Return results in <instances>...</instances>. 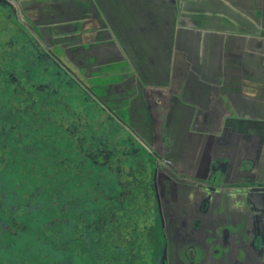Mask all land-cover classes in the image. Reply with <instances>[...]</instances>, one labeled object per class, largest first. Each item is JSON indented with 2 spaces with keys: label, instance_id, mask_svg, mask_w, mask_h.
Instances as JSON below:
<instances>
[{
  "label": "flooded vegetation",
  "instance_id": "flooded-vegetation-1",
  "mask_svg": "<svg viewBox=\"0 0 264 264\" xmlns=\"http://www.w3.org/2000/svg\"><path fill=\"white\" fill-rule=\"evenodd\" d=\"M34 2L0 6L18 28L0 52V264H264V168L226 108L176 111L169 88L158 106L97 8ZM89 23L95 47L70 45ZM111 64L131 70L109 83Z\"/></svg>",
  "mask_w": 264,
  "mask_h": 264
},
{
  "label": "crops",
  "instance_id": "crops-1",
  "mask_svg": "<svg viewBox=\"0 0 264 264\" xmlns=\"http://www.w3.org/2000/svg\"><path fill=\"white\" fill-rule=\"evenodd\" d=\"M22 1H35L33 5L41 2ZM58 1L63 13L76 8L75 16L79 10L89 14L90 7L97 8L99 21L106 25L100 31L105 29L112 36L111 41L117 43L124 60L135 58L139 71L148 74L146 80L150 85L159 84L161 77L169 76L170 83L179 78V85L181 79H186L182 92L173 94L168 87L176 111L190 113L195 106L199 112L211 113L225 107L226 124L240 137V153L245 145L251 151L252 145H257L255 168H264V0ZM43 6L54 11L50 4ZM93 24H88V39L79 37L83 30L80 26L74 31V43L69 44L74 46L87 40L94 46ZM176 49L183 55L184 71L180 67L171 71ZM176 97H181L183 103L177 102ZM174 119L175 112L167 132L170 137H174ZM160 127L161 124V134ZM175 139L180 141V136ZM235 167L237 170V160Z\"/></svg>",
  "mask_w": 264,
  "mask_h": 264
},
{
  "label": "rangeland",
  "instance_id": "rangeland-1",
  "mask_svg": "<svg viewBox=\"0 0 264 264\" xmlns=\"http://www.w3.org/2000/svg\"><path fill=\"white\" fill-rule=\"evenodd\" d=\"M101 2L103 3V2H105V0H101ZM19 21L22 22L21 20H19ZM15 23L16 22H15V20H13V18H9L6 15V12L2 11L0 9V52L5 48V46H7L9 44H13L14 40L17 38L18 28L16 27ZM159 50L161 51L162 49L159 48ZM182 61H183V55H182V53L180 54L179 51L176 49L174 51V55L172 56V59H171V67H172L171 71H173L175 67H176V69H177V67L178 68L180 67L179 69L184 71V69H182V68H184L183 64L181 63ZM130 70H131V68L128 66L123 67L120 64H111L102 73H104L107 76L109 83H111V82H114L115 80H117L123 74V72L125 73V72H128ZM170 76L172 77V80H173L174 74L171 73ZM170 80L171 79H169V76L168 77H161L160 79L157 80L160 83L157 84L158 83L157 82L156 83L157 85L155 84L156 86L155 85L153 86L150 84H149V86H147L148 90H150V93L152 92L153 97L155 96L157 104H159L158 99H160L157 96V93H159L161 91L160 89H163L162 91H165L166 88L169 87L170 89H172L173 94H175V91L179 90L182 92V89H184L183 85H184L186 79H181L180 85H179V78L174 82L171 81V83H170ZM226 116L228 117V111H227ZM220 119L222 120V117H220ZM135 200L132 201V204L130 203V211L131 212L134 211V209H135V206H136Z\"/></svg>",
  "mask_w": 264,
  "mask_h": 264
},
{
  "label": "trees",
  "instance_id": "trees-1",
  "mask_svg": "<svg viewBox=\"0 0 264 264\" xmlns=\"http://www.w3.org/2000/svg\"><path fill=\"white\" fill-rule=\"evenodd\" d=\"M1 6V5H0ZM21 130H22V128H21V126H18V125H16L14 128H13V130H12V133L14 134V135H16V136H20V132H21ZM19 139V141H21V139L20 138H18ZM17 143H20V142H17ZM16 147V146H15ZM0 171L1 172H3V170H2V167L0 166ZM11 178V177H10ZM9 177L6 179V183H8V180H9V183L8 184H10V185H13V186H16V185H19V184H21V179H22V177L20 176V175H18V176H15V179L12 177L11 179H10ZM33 179H34V176H33ZM0 183H1V181H0ZM0 189H1V187H0ZM24 191H22V193H20L19 194V200H23V198H24Z\"/></svg>",
  "mask_w": 264,
  "mask_h": 264
},
{
  "label": "water",
  "instance_id": "water-1",
  "mask_svg": "<svg viewBox=\"0 0 264 264\" xmlns=\"http://www.w3.org/2000/svg\"><path fill=\"white\" fill-rule=\"evenodd\" d=\"M7 4L12 10H19V4L17 0H0V5ZM20 11V10H19ZM20 19H22V16H20Z\"/></svg>",
  "mask_w": 264,
  "mask_h": 264
}]
</instances>
